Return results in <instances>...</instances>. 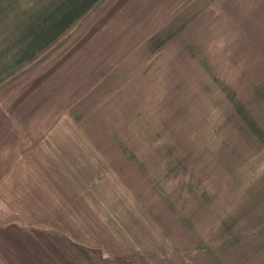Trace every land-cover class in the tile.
Instances as JSON below:
<instances>
[{"label":"rangeland","instance_id":"374dc122","mask_svg":"<svg viewBox=\"0 0 264 264\" xmlns=\"http://www.w3.org/2000/svg\"><path fill=\"white\" fill-rule=\"evenodd\" d=\"M219 1L224 12L207 1L159 33L136 35L150 38L132 47L121 27L100 35L77 25L50 39L61 17L53 7L63 3L0 0V83L7 84L0 110L23 103L43 82L49 88L25 124L33 126L25 131L31 143L38 141V169L24 167L16 187L0 195V264L24 250L16 238L31 225L92 227L94 237L97 217L104 235L123 240V205L98 217L90 174L47 178V163L58 173L59 155L69 149L76 176L90 166L105 178L108 162L145 202L160 228L152 252L159 237L192 249L186 263L264 264V31L256 34L264 30V0ZM256 42L262 48L242 50ZM69 140L78 143L63 148ZM57 197L63 202L54 206ZM83 206L88 215L77 210Z\"/></svg>","mask_w":264,"mask_h":264},{"label":"crops","instance_id":"0c3cea01","mask_svg":"<svg viewBox=\"0 0 264 264\" xmlns=\"http://www.w3.org/2000/svg\"><path fill=\"white\" fill-rule=\"evenodd\" d=\"M56 3H63L64 5L58 10L53 7L54 14L56 11L61 12L59 21L52 25L49 29L50 39L52 37L60 36L71 30L72 27L79 26L95 29L96 34L104 35L113 32L117 27L123 28L127 33L121 31L122 34H126V41L131 44L132 47L135 43L139 45L148 40L149 38H140L136 35H151L159 33L163 28L165 29L175 20H181L186 13H196L202 9L207 1L210 0H53ZM216 8L220 4L219 0H212ZM224 7L219 5L217 10ZM257 12L263 11V8L259 7V1L257 2ZM224 12V9L223 11ZM214 16H216L214 10L210 11V26ZM259 17V16H258ZM195 17H189L186 20L193 19ZM141 20L139 28L133 30L134 21ZM94 21V23H92ZM163 29V30H164ZM257 36L259 38L264 31L263 28L257 27ZM129 31V32H128ZM55 32V33H54ZM134 34V35H132ZM132 36V37H128ZM57 37V38H58ZM56 38V39H57ZM131 38V39H130ZM135 38V39H134ZM264 46L263 39L259 38ZM256 42L255 48L243 47V51L257 50L262 48ZM43 47V46H42ZM41 46L38 48H42ZM130 47V45H129ZM131 47V48H132ZM21 76H23L21 74ZM20 76L15 75L19 79ZM34 79L29 82L32 83ZM47 82V81H46ZM44 84L35 86V91L30 90L26 94V98H22L17 101V105L8 107L6 110H0V195H6L8 187H16L14 179L20 178L21 171L28 165L39 164L38 157L35 156L38 152V141L33 144L31 139L28 138V134L25 131H32L33 126H27L25 124L31 122L33 116L36 114V110L39 107H34V103H38V95L42 91H46L45 98L48 97L49 88L44 87ZM4 85V86H3ZM7 84L0 83V97L3 95V90ZM30 86V85H29ZM28 88V87H27ZM31 88V86L29 87ZM33 103V104H32ZM24 104V105H22ZM78 143L69 142L64 147ZM30 144V145H29ZM29 145L27 150H24V146ZM47 145V144H46ZM76 146V145H75ZM62 148V149H63ZM65 148V149H66ZM35 151V153L33 152ZM34 153V154H33ZM102 157V156H101ZM103 158V157H102ZM104 159V158H103ZM38 160V161H37ZM37 161V162H35ZM35 162V163H34ZM47 163V162H46ZM47 178H55L64 175L66 176L65 182L82 178V175L90 174L93 178L94 187L96 189V197L100 205L96 208L99 212L96 214L98 217L103 216V211L108 205L119 204L123 205L118 214L121 219H126L124 225V238L119 241L118 237L109 236L103 234L101 225L95 218V228H97V234L92 237L87 234L92 227L85 226H73L67 225H55L51 223H43L41 226L31 225L32 230L28 234L17 236L16 242L23 243V249L16 250L13 256H5V259H10L9 264H190L186 263L189 257L191 261V250L185 249L184 251L177 250L176 247L169 245L168 239H161L159 237L154 239V251L152 252V232L159 234L160 228L156 224L157 219L150 213L151 210L144 205V201H141L136 196L131 188L124 181L125 178H120L117 171L110 166L108 162L107 168L104 170L106 173L105 178L100 174L101 170H90V166H86L89 170H80V175L76 176L78 168L74 166V161L71 159L70 149L63 150L59 155V172H55L53 162L47 163ZM51 165V166H50ZM85 172V174H84ZM31 174H34V170H30ZM31 178L34 175H30ZM54 183V181H53ZM60 186H64L62 183ZM88 189L86 185L85 188ZM58 195L61 193L58 191ZM61 198V197H60ZM126 199L125 203L120 202V199ZM55 205L59 202H63L61 199L56 198ZM97 199H94L97 201ZM3 201L6 203L5 199ZM86 202V200L84 199ZM52 203V201L50 200ZM1 205V198H0ZM52 209V208H50ZM56 211H63L64 207H54ZM70 210V208H68ZM79 212H91L89 207L77 209ZM63 214V213H61ZM43 220H35L40 223ZM113 225V224H112ZM17 226V224H16ZM159 230H157V228ZM20 238L22 240H20ZM164 238V237H163ZM150 245V247H149ZM122 251H121V250ZM190 251V252H189ZM120 253H122L120 255ZM120 256L126 257L120 262ZM195 264V263H191ZM198 264V262H197Z\"/></svg>","mask_w":264,"mask_h":264}]
</instances>
